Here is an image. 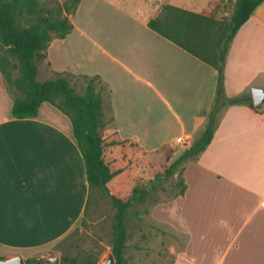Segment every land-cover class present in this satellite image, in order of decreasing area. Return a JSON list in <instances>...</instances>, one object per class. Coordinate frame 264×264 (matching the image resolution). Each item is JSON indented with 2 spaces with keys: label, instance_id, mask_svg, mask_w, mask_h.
Returning a JSON list of instances; mask_svg holds the SVG:
<instances>
[{
  "label": "crops",
  "instance_id": "obj_1",
  "mask_svg": "<svg viewBox=\"0 0 264 264\" xmlns=\"http://www.w3.org/2000/svg\"><path fill=\"white\" fill-rule=\"evenodd\" d=\"M167 4L216 18L224 7L221 0H82L69 15L72 32L51 40L38 79L99 76L114 118L102 130L105 140L147 153L184 147L180 157L207 128L218 72L148 26ZM224 85L229 98L264 88V2L231 42ZM13 103L0 71V256L25 258L73 229L90 186L71 119L47 102L37 116L16 118ZM114 148L104 157L119 173L124 163ZM180 174L184 194L145 215L184 237L171 264H264V103L224 107L213 140Z\"/></svg>",
  "mask_w": 264,
  "mask_h": 264
},
{
  "label": "trees",
  "instance_id": "obj_2",
  "mask_svg": "<svg viewBox=\"0 0 264 264\" xmlns=\"http://www.w3.org/2000/svg\"><path fill=\"white\" fill-rule=\"evenodd\" d=\"M81 1L67 0L61 4L56 0L55 7H46L42 0H0V71L13 95L14 117H35L42 104L47 102L71 119L74 136L85 160L90 195L93 188L101 189L117 209L112 240L116 264H133L125 256L130 237L128 213L135 204L148 201L150 189H156L158 182L152 181L151 188H135L133 195L126 199L110 191L109 183L118 171L111 169L104 152L108 145L126 141L114 140L108 143L102 135V130L114 118H108L105 112L106 87L99 76H81L86 84L80 92L72 83L69 73H60L45 82L38 79L39 65L46 59L51 40L54 36L65 38L72 32L74 25L69 15L77 11ZM263 2L264 0H236L233 15L222 20L167 4L159 16L149 21L148 26L152 30L218 72L217 100L209 115L206 130L161 177L173 176L179 166H183L209 146L224 107L247 103L252 108H261L255 107L250 95L226 97L224 83L225 62L231 42ZM161 177L158 176L157 179L161 181ZM178 185V194H184L187 186L182 177ZM135 214L139 215L138 212ZM36 260L28 258L26 264H32ZM60 264H99V257L91 253L75 257L64 256Z\"/></svg>",
  "mask_w": 264,
  "mask_h": 264
},
{
  "label": "rangeland",
  "instance_id": "obj_3",
  "mask_svg": "<svg viewBox=\"0 0 264 264\" xmlns=\"http://www.w3.org/2000/svg\"><path fill=\"white\" fill-rule=\"evenodd\" d=\"M223 15L218 19H228L234 12V0H221ZM46 7H55L56 0H42ZM224 3V4H223ZM77 90L82 91L86 82L78 76H70ZM115 153L123 159L124 166L109 183L110 191L121 197L129 198L135 188L150 187L152 181L158 182L156 189H150L146 203L135 204L128 213L130 237L125 256L133 264H171L175 252L180 250L184 237L177 233H165L146 218L150 205L173 198L180 191L181 167L169 178H163L166 170L179 158L184 147L167 148L152 153L142 152L133 143L126 141L115 145ZM161 177V181L157 177ZM117 209L112 200L98 188H93L89 205L84 216L73 229L54 244L37 251L25 252V259H42L58 254L60 257L82 256L91 253L99 260L112 249L113 225ZM138 212L139 215H136Z\"/></svg>",
  "mask_w": 264,
  "mask_h": 264
},
{
  "label": "water",
  "instance_id": "obj_4",
  "mask_svg": "<svg viewBox=\"0 0 264 264\" xmlns=\"http://www.w3.org/2000/svg\"><path fill=\"white\" fill-rule=\"evenodd\" d=\"M252 98L254 105L260 107L264 103V88L253 87ZM61 257L58 254L50 255L34 261L32 264H60ZM0 264H26V260L21 254H13L7 257H0ZM99 264H116L113 248L104 253L99 260Z\"/></svg>",
  "mask_w": 264,
  "mask_h": 264
},
{
  "label": "built area",
  "instance_id": "obj_5",
  "mask_svg": "<svg viewBox=\"0 0 264 264\" xmlns=\"http://www.w3.org/2000/svg\"><path fill=\"white\" fill-rule=\"evenodd\" d=\"M178 142H179V143H183V142H184V141H183V138H181V137L178 138Z\"/></svg>",
  "mask_w": 264,
  "mask_h": 264
}]
</instances>
